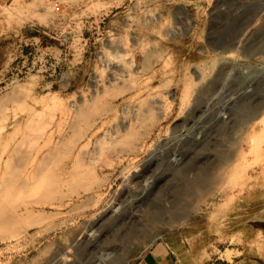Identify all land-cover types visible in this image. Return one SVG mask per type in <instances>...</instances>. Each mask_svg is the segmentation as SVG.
<instances>
[{
    "label": "rangeland",
    "instance_id": "1",
    "mask_svg": "<svg viewBox=\"0 0 264 264\" xmlns=\"http://www.w3.org/2000/svg\"><path fill=\"white\" fill-rule=\"evenodd\" d=\"M0 73V264L264 262V0H0Z\"/></svg>",
    "mask_w": 264,
    "mask_h": 264
},
{
    "label": "crops",
    "instance_id": "2",
    "mask_svg": "<svg viewBox=\"0 0 264 264\" xmlns=\"http://www.w3.org/2000/svg\"><path fill=\"white\" fill-rule=\"evenodd\" d=\"M1 76V73H0ZM2 79L0 78V83ZM137 264H177L170 246L161 242L149 249ZM264 264V262L253 263Z\"/></svg>",
    "mask_w": 264,
    "mask_h": 264
},
{
    "label": "built area",
    "instance_id": "3",
    "mask_svg": "<svg viewBox=\"0 0 264 264\" xmlns=\"http://www.w3.org/2000/svg\"><path fill=\"white\" fill-rule=\"evenodd\" d=\"M55 9H56L57 11H59V10H60V5H59V3H58V2H56V3H55Z\"/></svg>",
    "mask_w": 264,
    "mask_h": 264
},
{
    "label": "bare ground",
    "instance_id": "4",
    "mask_svg": "<svg viewBox=\"0 0 264 264\" xmlns=\"http://www.w3.org/2000/svg\"><path fill=\"white\" fill-rule=\"evenodd\" d=\"M30 179H31V178H30ZM27 180H28V179H27ZM261 252H262V251H261ZM226 255H227V257L230 258V257L232 256V253H231V252H227Z\"/></svg>",
    "mask_w": 264,
    "mask_h": 264
}]
</instances>
